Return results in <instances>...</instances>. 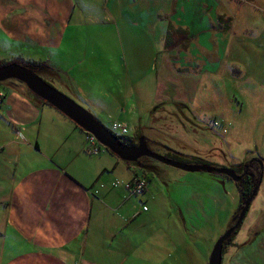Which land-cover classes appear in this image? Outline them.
I'll return each instance as SVG.
<instances>
[{"label": "crops", "instance_id": "crops-1", "mask_svg": "<svg viewBox=\"0 0 264 264\" xmlns=\"http://www.w3.org/2000/svg\"><path fill=\"white\" fill-rule=\"evenodd\" d=\"M210 2L215 4L216 0H0V27L20 39L19 42L44 47L48 57L37 62L56 68L58 75L54 78L58 88L103 123L104 114H112L105 107L113 100H117L120 108L118 119L114 120L125 123L124 116L129 112L136 121V101L138 105L146 101L154 107L164 102L188 104L190 82L202 71L174 66L173 49H167L171 44L166 41L168 30L171 36L176 32L186 37L182 40L187 42L188 50H182L186 56L183 55L187 57L191 49L193 57L185 60L181 55L184 65L197 66L195 57L210 60V54L214 53L218 69L221 67V61L217 60L225 59V46L223 49L217 46L214 52V48L201 42L204 20L208 23L216 20L224 30L229 27L225 18L219 19L227 15L224 10L218 7L219 14L211 16ZM75 10H104L115 17H112L111 40L107 39L111 46L106 51L98 45L96 52L86 51L79 56L83 50L82 22L65 19ZM207 33L210 39L211 31ZM96 41L104 42L103 37ZM143 54L153 58L146 68L141 66ZM76 56L79 57L72 61ZM88 59L93 62L91 70L81 71L79 68ZM0 91L3 92L0 134L18 137V144H24L18 145V156L27 155L14 165L3 163L0 156V264H135L136 234L145 236L144 243L159 237L157 241L161 244L165 229L150 223L156 219V212L150 211L148 203L150 199L155 201L156 192L149 175L161 178L165 168L156 163H147V168L129 165L105 148L93 158L84 151L87 132L70 119L71 122H63L57 109L55 112L48 104L31 100L16 85H0ZM60 118L61 121L56 120ZM50 121L59 123L66 131L58 134L63 140L55 137L53 141L54 134H41L43 123ZM147 137L164 144L161 139ZM4 140L0 138V152L7 144ZM121 174L123 179H117ZM135 176H147L149 180L140 194L131 193L127 187ZM116 181L119 183L114 184ZM160 186L162 193L165 192L164 184L160 182ZM170 217V232L177 231L183 237L185 226L171 213ZM139 220L149 222L150 227H134L136 221L144 224ZM155 251L153 256L148 251L141 252L148 256L147 260L152 259L144 264H161L162 254L157 248ZM177 257L181 259L178 254Z\"/></svg>", "mask_w": 264, "mask_h": 264}, {"label": "rangeland", "instance_id": "rangeland-1", "mask_svg": "<svg viewBox=\"0 0 264 264\" xmlns=\"http://www.w3.org/2000/svg\"><path fill=\"white\" fill-rule=\"evenodd\" d=\"M208 5L211 16L219 14L218 7L227 13L223 16L229 25L227 30H224L222 24L220 25L216 20L212 21L213 23L204 20L200 29V36L203 35L205 41L201 42L205 46L214 48V52L217 46L220 45L222 49L225 46V59L217 60L221 61V67L218 69L214 53L210 54V60L195 57L197 66H192L190 63L184 65L180 56L182 55L185 60L191 59L193 57L190 55L191 49L189 48L187 57H184L186 56L184 51L188 49L187 42L182 39L186 37H183L184 34L173 32L171 44L167 49H173L171 58L174 66L181 70L202 71L199 77H195L193 83L190 82L192 87L187 93L188 104L182 106L175 105L180 103L164 102L154 107L149 102L145 101L143 105H138L136 101V121L132 120L134 115L131 112L128 116H124L128 128L125 136L141 130L149 137L161 139L164 142L161 144L165 146L169 144L176 149L171 146H167L168 148L180 153L200 156L206 161L222 166L239 163L249 155V151L251 154L248 160L254 157L264 158V0H216L215 4L210 2ZM211 6L213 10L210 9ZM207 13L203 12L205 15ZM112 17L115 18L104 10L96 12L75 10L66 16L67 20L82 22L80 46L83 50L79 56L86 51L96 52L98 45L104 47V51L111 46V42L107 39L111 40L112 36ZM2 27H0V64L15 60L37 62L48 57L46 49L38 43L19 42L20 39L8 35ZM208 30L212 34L210 39L207 36ZM101 37L104 42L98 43L96 39ZM94 39L95 41H92ZM202 55L205 57V54ZM152 59L151 55L148 57L143 54L140 60L141 66L146 68L147 62L150 61L151 64ZM89 61L90 59L83 68L79 69L91 70L90 65L93 62ZM127 62L130 67L131 60ZM119 68L122 66L120 65ZM17 82L11 81L7 84L16 85L26 91L25 85ZM54 86L58 88V83ZM46 106L54 108L51 105ZM105 108L109 110V114H112L110 116L104 114V123L113 130L110 122L118 119L120 109L117 100H113V103ZM151 110L153 111L150 117ZM58 114L62 116L63 122H71L61 112L58 111ZM61 118L56 120L61 121ZM113 131L117 135H122L116 130ZM42 132L54 134L51 136L53 141L56 140L55 137L63 140L58 134H66L59 123L52 121L43 123L41 134ZM0 138L7 142L0 152L3 163L14 165V163L18 164L20 158H27L26 154L18 156V145L22 147L24 144H18V137L14 134H0ZM10 139L11 143H9ZM157 146L160 149L157 152L161 153L164 149ZM84 151L93 158L99 156L88 153L85 146ZM153 162L165 168L166 173L161 178L149 175L156 192L155 201L150 199L148 203L150 211L156 212V219L150 223L153 227L164 228L166 234L161 233V244L157 241L159 237L156 239L153 237L144 243L142 241L145 236L136 234L135 264L152 261L151 257L147 260L148 256L141 252L148 251L149 255L153 256L156 254V248L157 252L160 251L162 254L161 264H207L214 243L228 228L238 208L239 191L236 182L216 173L190 172L157 160ZM116 178L123 179V174ZM160 182L165 187L163 193ZM170 213L177 222H182L185 226L183 237L177 231L170 232L172 223ZM139 221L144 224H138L136 221L134 227H150L149 222ZM177 248L180 249L179 252ZM173 254L176 256L175 260ZM222 254L221 264H264V176L240 227L226 241Z\"/></svg>", "mask_w": 264, "mask_h": 264}, {"label": "water", "instance_id": "water-1", "mask_svg": "<svg viewBox=\"0 0 264 264\" xmlns=\"http://www.w3.org/2000/svg\"><path fill=\"white\" fill-rule=\"evenodd\" d=\"M47 65L45 64V66ZM42 70L44 68L40 64H29L17 60L6 62L0 64V82L9 79L22 82L34 95L60 111L83 131L93 134L104 147L126 162H136L142 157H149L190 172L206 171L226 175L234 182H238L242 178V174H238L232 166H222L207 162H187L157 152L150 147L148 143L149 139L144 133L139 136L137 143L133 145L124 142L122 138L110 130L93 112L45 80L40 75ZM253 160H256L260 164L261 169L264 168V161L261 158L254 157L250 161ZM136 165L143 168L149 167V165H141L140 163ZM261 180L262 177H260L258 185L252 190V193L245 200L242 207L234 214L228 228L214 243L207 264L222 263L224 244L240 227Z\"/></svg>", "mask_w": 264, "mask_h": 264}, {"label": "trees", "instance_id": "trees-1", "mask_svg": "<svg viewBox=\"0 0 264 264\" xmlns=\"http://www.w3.org/2000/svg\"><path fill=\"white\" fill-rule=\"evenodd\" d=\"M219 19L220 20H223L224 17L221 15L219 16ZM170 37H171V33L167 32V36H166V41H167V44H170L171 41H170ZM29 64H40L41 66H43L44 70H42V72H40V75L45 79L47 80L49 83L55 85V78L54 76H57L58 75V70L56 68H53L52 66H49L47 65L46 62H27ZM45 64L47 66H45ZM11 81H18V80H15V79H9V80H6V81H3V82H0V84H7L8 82H11ZM18 84H23L22 82L18 81L17 82ZM15 84V83H14ZM26 91L25 94L33 101L37 102V103H40V104H48L46 101L40 99L38 96L34 95L26 86ZM49 105V104H48ZM176 105H179V104H176ZM75 124V123H74ZM76 127L80 128L78 125L75 124ZM81 129V128H80ZM141 134H136L134 137H130V136H125V135H118L120 138H122L124 140V142L128 143V144H135L136 141H138V138ZM149 139V138H148ZM151 139H149L148 143L150 145V147L154 150H160L158 148H154L152 145H151ZM159 143L161 146H163L162 148L164 150V154L166 156H170L172 158H176V159H179V160H183V161H187V162H207V163H210V164H217V163H212L210 161H206L205 159H202L200 158V156H195V155H189V154H184V153H180L178 151H175L174 149L172 148H168L167 146L161 144V142H157ZM105 149L109 152H111L110 150H108L106 147ZM251 154V152L249 151V155ZM247 155L242 161H240L239 163L237 164H234L232 165L233 168L236 169V171L238 172L239 170H244L246 169V173H243L244 175H242V179L239 180L238 182H236V185L238 187V191H239V204H238V208L236 210L235 213H237L238 209H240L242 207V205L244 204L245 200L250 196V194L252 193V190L258 185L259 183V180H260V177L263 178L264 176V168L261 169L260 168V164L256 161V160H253L250 162V156ZM142 158H145L146 160H149L148 157H142ZM263 158V157H261ZM263 161H264V158H263ZM129 165L130 164H146L148 165L147 163H144L141 158L136 161V162H127ZM238 169V170H237ZM262 173V174H261ZM223 177H227L226 175H222ZM145 179L147 180V176H144ZM228 178V177H227ZM149 180H147V183H148ZM132 182V181H131ZM131 182H129L128 184L131 185ZM119 182L117 183H114V184H118ZM129 188V187H128ZM259 188V187H258ZM257 192H258V189H257ZM256 192V194H257ZM255 194V195H256ZM254 195V196H255ZM234 213V214H235ZM238 230V229H237ZM236 230V231H237ZM235 231V232H236ZM234 232V233H235ZM232 236V235H231ZM226 244V242H225ZM224 244V245H225ZM223 250H224V247H223Z\"/></svg>", "mask_w": 264, "mask_h": 264}, {"label": "built area", "instance_id": "built-area-1", "mask_svg": "<svg viewBox=\"0 0 264 264\" xmlns=\"http://www.w3.org/2000/svg\"><path fill=\"white\" fill-rule=\"evenodd\" d=\"M3 95V92L0 91V96ZM1 101V97H0ZM111 127L113 130H116L122 135H125L128 132V128L124 122L113 120L111 121ZM112 130V131H113ZM114 132V131H113ZM105 147L96 139V137L87 132L86 134V144L85 150L90 154H99ZM118 181L114 182L117 183ZM147 186V180L143 176H135L130 184H127L130 192L133 194H140L145 191ZM143 209H147V206H143Z\"/></svg>", "mask_w": 264, "mask_h": 264}, {"label": "flooded vegetation", "instance_id": "flooded-vegetation-1", "mask_svg": "<svg viewBox=\"0 0 264 264\" xmlns=\"http://www.w3.org/2000/svg\"><path fill=\"white\" fill-rule=\"evenodd\" d=\"M41 62H43V61H41ZM140 127H141V126H140ZM143 133H144V132H142V131L140 130V131H138L137 133H135V134H133V135H130V137H134L136 134H143ZM148 141H149V140H148ZM135 143H137V141H136ZM158 144H159V143H157V142H155V141H153V140L151 141V145H152L154 148H158V146H157ZM163 148H164V147H163ZM158 149H159V148H158ZM164 149H165V148H164ZM161 153L164 154V151H162ZM164 155H165V154H164ZM169 157H170V156H169ZM148 158H149V157H148ZM141 160H142L144 163H148L147 161H152L151 163H154V162H153L154 159H152V158H149V160H146L145 158H141ZM141 165H142V164H141ZM143 165H144V164H143ZM145 165H146V164H145ZM217 165H218V164H217ZM237 170H238V169H237ZM245 170H246V169H244V170L241 169V170H239L237 173H238V174H242V175H244L243 173L245 172ZM245 173H246V172H245ZM261 174H262V173H261ZM241 179H242V178H241ZM241 179H240V180H241Z\"/></svg>", "mask_w": 264, "mask_h": 264}]
</instances>
